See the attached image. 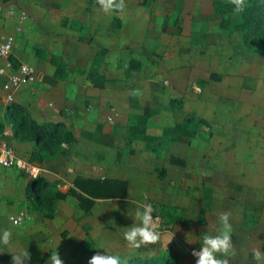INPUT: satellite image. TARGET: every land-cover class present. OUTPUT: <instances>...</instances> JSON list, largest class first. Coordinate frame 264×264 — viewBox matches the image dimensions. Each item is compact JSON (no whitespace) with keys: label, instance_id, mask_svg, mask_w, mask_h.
Wrapping results in <instances>:
<instances>
[{"label":"crops","instance_id":"0c3cea01","mask_svg":"<svg viewBox=\"0 0 264 264\" xmlns=\"http://www.w3.org/2000/svg\"><path fill=\"white\" fill-rule=\"evenodd\" d=\"M4 1L0 0V30L15 34L12 56L17 62L32 65L36 69L35 80L15 89L11 102L20 104L36 122H60L64 129L73 134L71 144L65 146L62 153L39 164L42 176L49 183H55L58 190L64 193L68 192L66 187L68 188L76 177L125 180L127 192L124 198L95 200V211L98 206L100 208L97 211V215L101 216L100 223L107 225L106 220L112 213L104 208L108 201H115L116 212L124 220L131 219V223H134V219L128 213L134 214L145 203L153 202L162 206L165 211L178 217L174 219H171V216L167 217L170 223L166 226L168 229L162 230V233L156 229L161 234V240L157 244L161 242L167 249L158 251L160 254L172 253L180 262L179 257L183 254V249L187 248L183 233L187 232V235L191 233L190 236L193 237L190 240L193 243L190 245L193 246L196 243L200 245L197 240L203 231V226L195 228V231L194 228L186 226L192 219L191 211L188 210L192 209L196 213L198 225L199 212L204 211L206 203L201 191L197 193L193 190L194 187L191 199L182 190H186L190 184L195 186L208 174L211 175L207 178L209 189H216L217 194L223 193L222 196L225 198L229 196L226 191L229 189L232 174L239 181L234 185L238 186L239 191L245 187L252 188L251 179L241 174H245L250 168V159L248 164L246 159L253 157L251 143L264 142L263 62L261 67L253 72L252 53L247 52L242 44L226 42L227 35L219 27L220 17L213 14L211 0H202L204 4L202 9H189L186 7V0H148L145 4L143 0H125L126 8L120 12L119 26L109 21V13L100 10L95 0ZM7 4L16 12L26 14V20L18 32L12 29L15 21L14 18L13 20L10 18ZM202 19H208V23L197 33L194 42L203 50L200 57L199 54H190L187 45L192 36L194 22ZM176 20L178 24L175 26ZM79 27L83 30L76 36L74 30ZM9 28L12 31H8ZM47 38L51 39V44L54 42V45L62 47L64 54L70 53L67 56L69 62L85 61L88 68L99 53L104 51L99 61L100 69L96 71L101 77L103 75L108 77L106 69H112L116 63H121L123 72L126 73L131 59L139 62L141 67L138 70H128L129 74L122 75L125 82L116 85L112 84L109 77L107 84L103 83L104 86L98 83L91 87L81 85L76 80L68 84L53 80L54 67L40 60L35 52L38 47L49 51ZM77 38L81 40H76ZM177 43L186 46L185 51H180V54L174 53V46ZM162 45L164 49L160 52L159 60L165 65L166 82L179 85L180 89L173 90L182 98V107L179 111L170 110L173 112L171 117L174 118V123L164 127L192 117L206 121L209 131L206 137H196L194 144H191V139L187 137H182L178 141L168 138L165 147L159 153L144 149L147 152L146 155H141L143 159L140 158L130 164L127 162L126 154H122L117 161V152L123 145L113 143L104 120L111 121L112 114L116 108L120 109L121 104L113 105L116 101H111L112 107L108 109L107 95L121 90L117 92L121 100L124 103L131 101L137 106L132 110L139 109L138 112L143 114H147L157 105L169 107L173 99L170 96L166 97L165 92L161 95H164V98L158 96V89L153 82L155 75L154 72H150L153 62L156 61L153 50L156 48L157 52ZM54 51L57 52L55 48ZM54 51L52 50V53ZM125 51H129L128 57L124 55ZM71 53L75 56L72 57ZM178 68L180 73H185L183 81H179L175 73ZM75 69L72 75L74 79L79 68ZM203 71H206L208 78L203 79L204 84L197 85L195 79ZM215 73L220 80L209 82L210 75ZM49 76L50 79L47 78ZM190 81L192 84L195 82L194 86L189 84ZM134 89L139 90L141 94L132 96L129 91L132 92ZM112 97L115 98L113 95ZM65 107H68V114L64 113ZM127 116L129 117L120 115L114 126L117 129L125 126ZM10 140L13 145V139ZM254 153L257 158L255 151ZM258 167L264 170V161H258ZM157 168L165 172L162 181L158 174H151V171H156ZM245 177L248 178L249 184L245 183ZM28 182L29 177L22 171L0 165V232L5 229L12 232L11 244L4 249L6 252L0 253V256L4 258L9 256L12 259L11 254L17 251V246L21 249L35 246L36 241H33L32 237L35 234L39 239L36 248L45 246L43 242L54 232L58 235L61 233L59 222H67L72 234L69 236V231L66 240L57 242L58 247L71 237L81 242L85 226L90 219L95 221L93 217L97 215L89 214L88 219V215L85 216L84 220L79 222L81 225L77 227V224L73 223L75 215L72 213L81 209L77 199L70 194L56 202L53 218L44 217L36 210L27 212V218L17 229L20 233L13 234L11 217L16 216L19 209H24L26 205L25 189ZM243 195V199L241 196L237 198L242 200L241 205L246 198L244 193ZM209 200L218 201V197L212 192ZM234 211L238 213V210ZM231 238H234V233ZM169 241L171 243L168 246ZM150 247L147 245L129 254L147 255V249L152 250ZM229 259L231 262L232 258Z\"/></svg>","mask_w":264,"mask_h":264},{"label":"rangeland","instance_id":"374dc122","mask_svg":"<svg viewBox=\"0 0 264 264\" xmlns=\"http://www.w3.org/2000/svg\"><path fill=\"white\" fill-rule=\"evenodd\" d=\"M2 1L5 2L4 0ZM223 1L229 2V0H223ZM143 3L145 4L146 2H143ZM186 7H188L189 9H195V8L202 9L204 8V4L202 0H186ZM6 8H9V4L6 5ZM213 14L215 15V17L216 16L221 17L220 15L214 12ZM108 15H109V19L111 18L110 21L114 24L115 20L112 18L114 15V12H111ZM10 18L11 20H13L14 18L15 25L13 26L14 23L11 25L13 26L12 29L14 30L17 25V20L14 17V15H11ZM207 23H208V19H202L197 22H194L192 36L187 45L188 46L187 48L190 54H199L200 57L203 54L202 48L198 47L194 42H195L197 33L200 30H202ZM177 24H178V21L176 20L175 26ZM9 29L10 30L8 31H12L11 28ZM82 30L83 29L81 27L74 30V32H76L75 35L78 36L79 32L82 33ZM225 38L227 40L226 42H228L229 44L237 42L238 44L243 45L240 39V34L236 32H233L230 35H227V37ZM79 39L81 40V38H77L76 40H79ZM224 41L225 40H223V42ZM47 42L49 43V45H47L49 48V51H46L45 48L38 47L37 49L39 52L37 56L39 57L40 60H43L48 66L54 67L53 80L64 81L66 84L72 83L74 82V80H76L77 83H80L81 85L91 87V85H95V84L98 85V83L101 84V86H104L103 83L105 82L107 84L108 77H109L112 84L116 85L117 83H121L122 81H124L122 75L125 76L130 73V71H125L126 73H124L121 63L120 64L116 63L113 65L114 67L112 69H106L108 77L105 75L101 77L100 74H98L96 71L100 69L99 61H101L104 51H101L99 55L97 54L98 55L97 58L94 61H92V63L89 65V68H88V65H86L87 62L85 61H78L77 63L69 62V59L67 56H69L70 53L64 54L62 47L54 45L55 44L54 42L52 43L53 44L52 46L51 39L49 40L47 38ZM163 47L164 46L162 45V48H160V50H158L157 52L155 51L156 48L155 50H153V53L156 57V61L153 62V66L151 67L150 72L151 73L154 72L155 81L153 82L156 85V89H158V96L164 98V95L163 96L161 95L163 92H165L166 97L170 96L171 99H173V101L170 104L171 107L169 106V104H168L169 107H166V108L163 105H157L153 107L151 110L147 112V114H149V117L147 118V120L145 122L142 121V123L144 122V128L146 129L148 134L160 137L158 140H155L152 143V146L157 148V150L154 151L157 153H159V151L162 150L161 148H163L166 142V139L169 138L166 136L164 137L161 136L162 128L169 123H174V118L171 117L172 111L170 110L176 109L177 111H179V108L182 107V98H180V95L177 94V92H174L173 90V89H180L179 85L174 84L176 86L175 87L170 82L168 81L166 82L167 77L165 76V70H164L165 65L164 63H162L163 61L159 60L161 58L160 52L163 51L164 49ZM243 47L245 48L244 45ZM54 48L57 50V52L54 51ZM185 49H186V46L184 44L181 43L178 45L177 43V45L174 46V53L180 54L181 53L180 51H185ZM52 50L54 51L53 53H52ZM128 52L129 51L124 52V55L126 57H128L127 56ZM251 53L253 57L252 70L253 72H256V69L261 67L260 66L261 63L263 62L264 64V48L258 46L254 48L253 50H251ZM170 55L171 54H169V56ZM71 56L73 57L75 55L71 53ZM77 67L79 68V70L75 72L77 73L76 74L77 76L74 79L72 75H73L74 70H76L75 68ZM86 69L88 70L86 71ZM132 70H138V69H132ZM84 71L86 74H84ZM174 72L175 71H173L172 73L173 75H174ZM175 73L179 81H183L185 79L184 78L185 73L183 72L180 73L179 68L176 70ZM214 75L215 77L212 78V80L210 79L209 82L213 83L216 80H220V78L217 77L216 73ZM119 76L122 78H119ZM47 78L50 79V76ZM207 78L208 77H207L206 71H203L202 73L197 75L195 82L197 85L199 83L204 84L203 79H207ZM195 82L192 84V81H190L189 84L191 83L192 86H194ZM66 87L69 88L68 86ZM170 87L172 88V90H170L171 89ZM119 91L121 90H117L112 94L113 96H115V98H113L112 95H107L109 96L108 109L112 107L111 101H114V100L116 101V103H113V105L115 104L116 105L121 104V105H120V109L116 108L115 113L112 114L111 121L104 120V123L107 124V132L110 133L113 139V143L114 144L120 143L123 145L122 148H119L120 155L126 154L127 162L131 164L132 162H135L140 158L143 159L141 155H146L147 151L144 150L146 149L144 145L145 143L142 141V139L138 135L128 137L126 128H128V126L130 125H134L139 122L141 123L140 115H144V114L141 112L139 113L138 112L139 109L138 111L132 110L133 108L137 106L133 105L131 101L124 103L123 100H121L120 94L117 93ZM129 93H131V91H129ZM5 100L6 99L0 95V122L3 123L4 130H8L11 132L10 118L7 115L8 113L5 110V105L11 102H6ZM94 107L95 106H93V108ZM68 111H69L68 107H65L64 113L68 114ZM107 112H108L107 113L108 115L109 110H107ZM122 114L129 115V117L128 116L125 117L126 125L117 129L114 126V123L116 122V119L119 118L120 115ZM196 131H197L196 137H199V136L206 137V134L209 131V126L207 122L206 123L199 122L196 126ZM94 136H98V135L94 134ZM251 144H252V149H253L252 150L253 157L252 159L251 158L246 159V164H248V160L250 159V168L249 170H247L245 174H241V175L243 176L247 175L251 179L250 184L252 188L248 189V187H245L242 191H239L238 186L234 187V185L238 184L239 181H237L235 177L233 176L234 174H232L231 180H230L231 184L229 181V184H228L229 189L226 191V193H228L229 196L228 198H225L224 195L222 196L223 193L217 194L216 189L215 190L209 189V186L207 185L208 183L207 178H209L208 176L211 177V175L208 174V175H205L206 177L202 179L201 182L198 181V183H196L197 186L190 184L186 187V190L184 189L182 190V192L186 193V196L189 199H191L190 197H191V193L193 192V190L196 191L197 193H200L201 191L202 198H204V201L206 202L204 205V211H200L198 215L199 216V220H198L199 226L196 225V213L192 209L188 210V211H191L190 216H192V219H190L189 225L186 224V226L194 228L193 229L194 231H195V228L199 229L201 226H203L202 228L203 231H201V233L199 234V238L197 242L200 241L201 235L205 232H207L208 234H215L216 229L219 227V221H218L219 215L222 213H230V223L232 225L233 233H234V238H231V239H234L232 240V243L234 244L235 255L230 256L232 258L231 262H230L229 257H227L229 259V264H257V262L252 259L253 248L258 247L260 248L262 252H264V170L258 167V161H264V142L262 144L259 142H253ZM251 144H249L248 146L249 150L251 149L250 148ZM13 147L15 149L17 156L21 158H25L26 160L28 159L29 157L28 150L30 148V142L20 143L14 140ZM254 151L256 152L257 158H255L254 156L255 154ZM151 174L152 175L158 174L159 179L162 181V178L165 172L163 169L157 168L156 171H151ZM244 181L245 183L249 184L248 178L245 177ZM71 186L72 184L68 188L66 187V189L69 190ZM230 186H232L234 189L232 187L230 189ZM212 192H213V195L218 197V201L217 200L213 202L212 200L208 201V198L211 197ZM239 192L241 193V195H238ZM243 193L245 194L246 198H245V202L243 203V205H241L242 200H239L237 198L241 196V198L243 199V196H244ZM107 203H105L104 208L112 212L111 215H109V218L106 220L107 225L105 223L104 224L100 223L101 216L97 215L98 214L97 211L100 210L99 206L96 208V211H95L94 205L89 212H84L83 210H80V211L74 210L75 212L72 213L75 215V218H73V221H74L73 223H76L77 227L81 225V223L79 222L84 220L85 216L88 215L87 216V219H88L89 214L92 215V213H94L95 215H97L93 217L95 221H93V219H90L88 225H86L87 223L85 224L86 226H85L84 233H83V240L81 242H78L74 237L73 238L71 237L70 240H67L65 242V244H60L58 247L57 242L61 240H66L65 238L69 231H70L69 236H71L72 234V229L68 227L67 222H64V223L59 222L61 233L58 235L56 232H54L52 236H50L48 239L45 240V242H43L45 243V246H41L39 249L36 248L37 246L36 243L39 240L37 239L38 236L36 234L33 235L32 236L34 237L33 241H36V242L34 243L35 246L28 248L30 256H31V260L28 261L27 264H46V261L49 259L50 254L56 250L58 251L60 258L63 260L64 264H87V261L96 252H100L101 254H106V250L110 254H118L121 258L125 257L129 253H133L135 250L130 248V246L127 245V242L123 239V229H121V228L131 226L133 224L131 223L132 220L128 218L127 220H124L122 216L116 212L117 207L115 206L116 205L115 201H108ZM148 203H150L154 209L153 214H152L153 217L157 216V218H154V227L160 230L162 233V230L168 229L166 228V226H168L170 223L167 217L171 216L170 218L174 219V218H177L178 216H176L175 214H170L169 211H165L164 207L156 205L153 202L152 203L148 202ZM30 210H33L32 203L30 201H27V205H25L24 209L23 208L19 209L17 214L21 212L24 214L22 224L24 223L25 219L28 216L27 212H29ZM234 210H238V213L235 212ZM113 220L115 221V226L109 223V221H113ZM12 226H13L12 228H14L13 229L14 235L17 233H20V231L17 230L20 227L19 224L13 223ZM183 234L185 235V237H187V232L186 233L184 232ZM190 235L191 233L189 234V239L193 237ZM170 243H171L170 241L167 243L168 246L170 245ZM13 244L15 243L13 242ZM38 244L41 245L42 243H38ZM190 244L192 243L187 242V248L185 249L181 248L183 249L184 252L179 257L181 258V261L179 262V264H195V258L191 255V252L189 251V249L190 248L192 249V247L199 249L200 245L196 243L195 245L191 246ZM150 246H151L150 249L152 250L147 249L148 251L146 252L147 256H152V255L155 256L157 254L160 255L159 253L160 251H158L160 249L167 251V249L165 248L166 247L165 244L162 245L161 242L159 245L156 243ZM16 248H17V251L21 249V247L19 248L18 246ZM219 258H223V257H219ZM262 264H264V262H262Z\"/></svg>","mask_w":264,"mask_h":264},{"label":"trees","instance_id":"16d2710c","mask_svg":"<svg viewBox=\"0 0 264 264\" xmlns=\"http://www.w3.org/2000/svg\"><path fill=\"white\" fill-rule=\"evenodd\" d=\"M147 1L143 0V2ZM212 8L214 13L221 16L218 23L221 30L226 35H230L233 32L240 34L241 42L247 52H251V50L258 46L264 48V0H246L245 10L239 14L234 13V6L231 3L223 0H213ZM112 18L115 20V23H111L119 26L120 12H114ZM35 52L38 54V49ZM12 59L16 65L18 62L14 57ZM140 67L141 64L139 62L131 59L127 71ZM214 77V74L210 75L211 80ZM5 110L10 118L11 138L13 141L15 140L20 143L30 142V148L28 150L29 157L27 159L29 162L40 164L43 160L62 153L64 151L63 148L71 144L73 140L72 132L64 129L62 123L36 122L18 103H9L5 106ZM148 117L149 114L140 115L141 123L139 122L128 126L127 135L128 137L138 135L145 143L146 150L155 151L157 148L153 147L152 143L160 137L147 133L144 128V122ZM142 121L144 122L142 123ZM199 122L206 123L202 119L185 118L183 121L177 122L172 126L164 127L161 136L169 137L172 141H178L182 137H187L191 139V144H194L197 136L196 126ZM3 128V123L0 122V139L4 131ZM119 160L120 151L118 150L117 161ZM126 192L127 182L125 180L76 177L72 182L71 188L68 192L64 193L58 190L55 183L46 181L41 173L39 176L33 177L26 185L25 201L26 205L27 201H30L33 210L40 212L44 217L53 218L55 216L56 202L65 198L67 194L73 195L77 199L78 206L81 210L89 212L96 199L124 198ZM11 260L9 256L6 258L0 256L1 264H11ZM121 261L122 264L124 262L126 264H179L175 255L172 253L155 256L128 254L122 257Z\"/></svg>","mask_w":264,"mask_h":264},{"label":"clouds","instance_id":"9594fccd","mask_svg":"<svg viewBox=\"0 0 264 264\" xmlns=\"http://www.w3.org/2000/svg\"><path fill=\"white\" fill-rule=\"evenodd\" d=\"M100 10L104 13L123 12L126 8L125 0H96ZM234 8V13H243L246 6V0H229ZM132 96H139V90H132ZM0 164L8 167L9 164L4 159L0 158ZM153 207L150 203H145L142 208H138L134 214L128 213L133 217L134 223L123 229V239L127 245L134 250L141 247L156 244L161 240V234L154 227ZM219 227L215 234L203 233L200 238L199 249H193L191 255L195 258V264H229L227 257L234 256V244L232 243L233 228L230 223V213H222L218 217ZM115 226V221H109ZM12 232L3 230L0 232V253L6 252V249L11 244ZM186 242L193 243L189 239V234L186 237ZM97 248V247H96ZM106 250V249H105ZM11 264H27L31 260L28 248L20 249L14 254H11ZM223 257V258H219ZM252 259L257 264L264 262V252L260 248H253ZM46 264H64L60 258L58 251L50 254ZM87 264H122L121 257L118 254H110L106 250V254L96 252L87 261ZM126 264V262H124Z\"/></svg>","mask_w":264,"mask_h":264},{"label":"built area","instance_id":"2783aa9c","mask_svg":"<svg viewBox=\"0 0 264 264\" xmlns=\"http://www.w3.org/2000/svg\"><path fill=\"white\" fill-rule=\"evenodd\" d=\"M8 12L9 14L14 15L17 20V25L14 31H20L21 24L26 20V14L20 11L16 12L12 6L9 7ZM14 41V33H7V31L0 30V95L6 99V102L12 101V92L15 89L23 84L33 82L36 78V69L32 65L21 62H18L15 65L12 59ZM10 137L11 132L4 130L2 138L0 139V158L8 162V167H16L27 176H39L42 173L40 165L18 157L11 144ZM0 165L5 167L3 164ZM23 218L24 214L21 212L16 216L11 217V221L14 224H21ZM193 249L196 248H192L190 250L191 253Z\"/></svg>","mask_w":264,"mask_h":264},{"label":"water","instance_id":"95a60500","mask_svg":"<svg viewBox=\"0 0 264 264\" xmlns=\"http://www.w3.org/2000/svg\"><path fill=\"white\" fill-rule=\"evenodd\" d=\"M34 176H29V179L31 180Z\"/></svg>","mask_w":264,"mask_h":264}]
</instances>
